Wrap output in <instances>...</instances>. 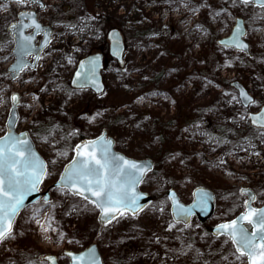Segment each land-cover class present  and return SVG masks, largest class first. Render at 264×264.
<instances>
[{
    "label": "rangeland",
    "instance_id": "374dc122",
    "mask_svg": "<svg viewBox=\"0 0 264 264\" xmlns=\"http://www.w3.org/2000/svg\"><path fill=\"white\" fill-rule=\"evenodd\" d=\"M45 1L46 6L39 12L38 18L55 30L53 43L44 51L36 68H25L13 80L8 69L15 61V42L8 27L18 20L22 10L37 9L30 3L8 2L2 5L0 0V137L6 130L11 96L15 93L20 95L18 130L29 131L38 151L48 154L54 151L60 132L69 125L75 126V115L87 105L78 118V125L89 133H96L95 126L99 120L124 115L119 124L109 128V135L121 148L129 145L131 149L140 148L141 151L148 146H156V150L163 148L167 154L164 155L166 165H162L165 167L158 165V171H163L160 181L165 187L173 183L178 193L181 190L185 203L191 202L195 187L211 188L216 181L223 183L228 190L218 199L222 209L228 210L234 199L238 198V201L230 216L224 217L225 213H222L223 217H219L218 222L230 220L245 210L248 199L245 190L250 189L255 194L256 204L264 203V137L260 136L262 130L247 127L250 112L264 105V63L247 65L243 60L244 53L219 44L220 39L231 33L236 18L242 17L247 23L246 40L254 56L264 49V13L254 17L255 6H233L232 0ZM193 8L199 11H193ZM217 12L220 15H215ZM113 28L121 31L127 46L123 66L110 56L108 33ZM173 41H176L177 50L184 49L180 57L177 54H173L175 58L168 56L172 53L169 48ZM94 53L104 54L103 77L107 89L91 100L92 92L75 90L71 86V77L78 61ZM179 58L187 62L186 88L182 86L185 84L184 75L176 68ZM253 60L258 61L255 57ZM226 63L230 66H225ZM162 64L166 74L160 85L164 88L157 89L158 85L153 83L145 86ZM194 72L203 79L197 81L201 89L197 99L186 106V110L180 108V104L174 110L169 100H174V96L175 99L182 97V92L187 94L191 84L195 83V78H192ZM175 75H181L177 90L170 84ZM224 79L243 83L253 95L255 105L244 108L237 91L221 85ZM157 92H165L171 97L169 100L156 98L157 94L152 93ZM142 95H145L144 98ZM152 107L161 109V116L168 120L177 112L174 122L167 127L157 124L152 128L149 123L140 126L139 122H148L150 118L140 120L136 115L146 114ZM196 107L203 109L204 113L196 123H187L192 109ZM212 120L227 121L235 130H246V137L239 141H235V137L227 138L220 144L215 143L204 124ZM45 126L48 127L44 129ZM146 130L161 139L146 136ZM174 148H186L189 156L180 160L179 156L175 160L177 164L170 162ZM164 159L159 162L163 163ZM48 185L44 183L42 191ZM168 204L161 200L148 212L132 218L126 215L118 221L102 225L97 220L98 211L83 207L70 193L58 189L51 194L49 202L40 200L20 214L12 236L0 244V264H37V258L29 253L24 256L26 247H29L26 241H32L40 249V254L59 255L66 250H79L80 247L74 243L82 248L97 243L101 249L108 250L111 264H182V254L173 250L168 242L174 237L191 233L196 235L199 247H203L207 238L204 239L198 219H193L190 227L182 229L184 224L177 223L168 231L169 224L174 223L171 213L167 212ZM49 218L51 229H48ZM218 222L212 220L209 226ZM135 236H144L137 260L115 254ZM220 237L215 242L217 247L225 244V237ZM187 253L186 258L189 256ZM63 262L67 264L68 259L63 258ZM206 263L216 264L197 262ZM246 263L245 257L237 259L233 255H226L220 261V264Z\"/></svg>",
    "mask_w": 264,
    "mask_h": 264
},
{
    "label": "snow or ice",
    "instance_id": "6c2138e0",
    "mask_svg": "<svg viewBox=\"0 0 264 264\" xmlns=\"http://www.w3.org/2000/svg\"><path fill=\"white\" fill-rule=\"evenodd\" d=\"M16 2L26 5L27 0H16ZM238 4L245 8L257 6L264 9V0H232L233 6H238ZM192 10L199 11L198 8ZM215 15H220V13L217 12ZM31 26L35 29L36 34H40L42 31L34 17H32ZM241 35H243L242 29L238 27L232 40L226 42L224 47L231 46L239 51H246L248 46L240 42ZM50 36L51 33L45 32L43 47L50 43L48 39ZM24 39L30 43L33 37H24ZM29 54L31 53L29 52ZM40 58L37 55L36 59ZM225 66L230 65L226 63ZM25 67L30 66L21 62L14 71H23ZM83 67L84 65H81V68ZM79 76L80 73H77L78 80ZM94 77L95 71L93 69L85 81L80 82L78 86L84 87L90 80L98 90H102ZM241 96L248 103H253L245 93L241 92ZM11 100L15 105L19 98L13 95ZM251 120L258 129L264 130V113L253 116ZM260 136L264 137V131H260ZM110 147L111 141L105 140L104 137L77 146L75 149L76 158L70 166L65 168L57 185L59 189H67L72 195L79 196L93 204L96 209H99L102 221L109 224L114 220L118 221L119 218L125 217L129 213L134 217L142 210L143 206L138 203L140 196L134 192V189L150 167L126 160L124 157L115 156L110 153ZM58 155H63V153ZM47 175L46 165L32 152L28 141L13 136L9 131L8 136L0 141V243L12 236L14 218L19 210L24 207L25 198L31 192L38 190L39 184ZM207 198V193H205L201 202L206 203ZM172 199L174 223L169 224L168 231H171L177 223L181 222L185 224V227H190L187 221L192 214V209H185L180 206L175 201L174 194ZM250 199L254 200L255 197L252 196ZM47 202L45 199V203ZM246 207L247 211L244 215L237 220L219 225L216 232L218 235L228 237L235 245L236 253H238L237 259L247 257V264H264V211H257L248 205ZM175 209L179 211H175ZM160 211L163 212V208ZM245 220L252 226L251 233L242 226V222ZM48 229H51V218H49ZM68 255L72 254L68 253ZM47 259L52 260L55 264L53 258L48 257ZM73 259L83 261L85 257H73ZM89 264H100L95 257L94 250L90 255Z\"/></svg>",
    "mask_w": 264,
    "mask_h": 264
},
{
    "label": "trees",
    "instance_id": "16d2710c",
    "mask_svg": "<svg viewBox=\"0 0 264 264\" xmlns=\"http://www.w3.org/2000/svg\"><path fill=\"white\" fill-rule=\"evenodd\" d=\"M260 12L264 13V9L254 7V14H253L254 17ZM109 18H112V16ZM248 23H250L249 20H248ZM145 32H148V31H145ZM169 49L172 51V53H168V56H171V58H175L173 54H177L180 57L182 55V52L184 51V49L182 50V47L180 50L176 49V41H173L171 43ZM252 55L253 54H252L251 49H250V54L243 55V60L245 64L256 65L261 62L264 63V49H262L261 51H258L254 56ZM253 57H255V59L258 61L253 60ZM186 65H187V62L183 61L180 58L176 61V68L178 69V71H181L184 75L183 79L185 81V84L182 86H185V88H186ZM165 74H166V69H165L164 64H162L161 66L157 68V72L150 76L151 81L149 83H146L145 86L149 85L150 83H153V84L158 85L157 89H163L164 85H160V84L164 82ZM195 74H196L195 72L192 73V75H194L192 76V78H195L194 79L195 83L191 84L190 89L188 90L187 94L182 92L181 93L182 97L179 96L177 99H175V96H174V102L175 104L177 103L175 107H177V109H178V105L180 104V108L186 110V106L192 105L197 99V96L201 91V89L198 88L197 81H200V80L203 81V79H201L200 77H198V75H195ZM180 78H181V75H175L173 79L170 81V84H172L174 88H176L174 90H177L179 88L178 80ZM221 85L228 86L229 89L230 88L233 89L232 83L230 82L229 79L228 80L224 79L223 81H221ZM143 90H144V87L141 89V91ZM173 94L175 95L176 93H173ZM89 98L91 100H94L96 96L92 94L90 95ZM86 108H87V105L83 107V109H81L75 115L74 120H73L75 126L69 125L67 126V128H65L63 132H60V139L56 143L55 145L56 147L52 153L48 154L47 152L40 151V153L46 159L47 164H48V169H47L48 175L45 177L46 184H52L54 181L57 180L64 165L72 158L74 147L78 142L84 139H87V138L95 137L99 135L100 133H102L103 131L109 132V128L111 126L115 124H119L125 118L124 115H120L117 117L110 116V117H106L105 119L99 120L95 126L96 133L91 134L88 131H86L83 127H80V125H78V122H79L78 118L80 114L85 112ZM203 113H204L203 109H199L198 107L193 108L191 115H189V122L187 123H193V122L196 123L201 118ZM176 114L177 112L175 113L173 117H170L169 119L170 121L167 120L166 123H164V117L161 116V111H156L154 109L148 110L146 114L142 113L136 116H138L137 118L140 120H143L145 118V121H147L150 118V121L148 122H143V121L139 122L140 126H143L149 123L148 124L149 126H151L152 128H155V125L157 124L165 125L166 127L169 124H172L174 122L173 119L177 116ZM158 120L160 121L158 122ZM204 124L207 128V131L212 141L214 140L217 141V142L214 141L215 143L220 144L221 142H224L227 138L231 139L235 137V141H239L243 139L244 137H246L245 135L246 130H243V131L235 130L233 129L231 125L227 123V121L217 122V121L212 120V121L205 122ZM47 127L48 126H45L44 129H46ZM247 127L250 129V127H253V126L249 124ZM146 131H147L146 136L151 135V138L153 136H157L154 132H148V130ZM162 131L165 132V129H162ZM157 137L161 139L160 136H157ZM116 148L118 150L123 151V149L119 146L118 143H116ZM131 148H132L131 145H129V149H128L129 152L126 153L129 156L134 157V158H152L154 159L155 164H156L154 170L150 174H148V176L146 177L145 181L142 183V186H141L142 189H144L145 191H148L154 196L153 203L145 211L148 212L149 210L154 209L156 204L159 203V201L161 200L167 202L168 204L167 192L170 189L175 188V187L173 183L170 185V187H165V185L162 184V181H160L163 171L161 170L158 171V165L159 166L166 165L165 163L166 159H164V155L166 156L167 152L163 148L156 150V146L155 148H153L152 146H148L146 150L144 151H141L140 148L138 149H135V148L131 149ZM59 153H63V155H58ZM186 153H187L186 148L185 149H180V148L175 149V152H172L173 156L170 162L175 163V160H177L179 156H180L179 160L185 159L186 155L189 156ZM160 159L162 160L164 159V162H163L164 164L159 162ZM53 161H55V163H53ZM164 167L165 166H162V168ZM213 186L214 187H211V188L217 197V209L212 219L207 224L202 225V228L204 231L203 233L204 239L207 238L206 245L203 247H199L197 239H196V235L194 236L191 233L187 235L182 234L178 237H174L173 240L168 242L169 246L170 247L172 246L173 250H177L178 252L182 254V257H181L182 264H195V263L197 264L198 260L199 261H210V262H215L216 264H220V261H223L226 255H233L235 257L238 256V253H236V250L232 242L226 237L223 238V240H225V244L223 245V247H217L215 242L220 240L221 237H214L210 230L211 226H209L212 220L213 221L215 220L216 222H218L219 217H223L221 216L222 213H225L224 217H229L230 214L237 207L238 198L236 200L234 199V202H232V204L230 205V209L228 210L225 209L224 211L222 209V203L221 201L220 203H218V199H221L224 196L223 194L224 192H227L228 188L223 183H219L217 181L213 184ZM57 190L58 189L52 190L51 194H54L55 191ZM179 193L181 197L182 191L180 190ZM235 193H237V191H235ZM72 198L75 199L77 202H79L83 207L88 208L95 212L97 211L94 205L91 203H88L86 200H83L82 198H79V197H73V196ZM167 212L169 214L170 205L168 207ZM127 216L132 218V216L130 215H127ZM184 227L185 226H183L182 229H185ZM26 228L29 231L31 230L30 227H26ZM133 238L134 239H132L126 246H124L123 248H119L118 249L119 251L117 250L115 254L121 255L122 258L127 257L130 260H134V259L137 260L140 255L139 254L140 247L142 244H144V242H142L144 240V236L142 237L135 236ZM26 242H28L29 247H26V250L24 251V256L29 253L31 257L37 258V264H40L39 258L42 255L40 254L41 253L40 249L36 247L35 245H33L32 241H26ZM30 242L32 245H30ZM186 251H188L187 253L189 255L188 258H186ZM101 252H102L105 264H111L110 257L107 253L108 250L101 249ZM41 264H46V263H41Z\"/></svg>",
    "mask_w": 264,
    "mask_h": 264
},
{
    "label": "water",
    "instance_id": "95a60500",
    "mask_svg": "<svg viewBox=\"0 0 264 264\" xmlns=\"http://www.w3.org/2000/svg\"><path fill=\"white\" fill-rule=\"evenodd\" d=\"M4 1H8V0H4ZM32 1L36 2V0H32ZM38 2L40 3V0H38ZM32 17H34L36 23H38L41 26V29H42L40 34L43 35V40L40 42V44H37V36L40 35V34H36L35 29L31 26L32 25ZM13 25H15V27H13ZM238 27L240 29H242V32H243V35L240 36V42L243 43V44H246L248 46L246 51H239L236 48L231 47V46H229L227 48L228 49H234L236 51L249 54L250 53V44L246 40L247 28H246L245 20L242 17H237L236 18V22H235V25L233 26V28L231 30V33L229 34V36L220 39L219 40V44L224 47V44L226 42L231 41L233 36H234V33L236 32V29ZM9 30H10L11 35L14 37V42H15V46L13 48V54L15 56V61L13 62V64L9 68V72L11 73V77L14 80L22 72V71H14V69H17V66H18L19 63L22 62L23 64L28 65L31 68H35L36 67L37 62L40 60V59H36L37 55L41 56V54L43 53L45 48L48 47V45L50 44V43H48L46 47H43L44 42H45V32L51 33V36L48 37V39L51 42V37H52V32L53 31H52V28L50 26H45L38 20V13L36 11H24V12H21L19 14V21L14 22L10 26ZM30 30H32V32L28 33V31H30ZM24 37H33V39L29 43V41L24 39ZM108 38L110 40V55L112 57H114L116 60H118L121 65H123V63H124L123 57H124V53L126 51V45L124 43V38H123L121 32L118 29H111L109 31V33H108ZM29 52L31 54H29ZM30 56H34L33 62L30 61V59H29ZM81 65H84V67L81 68ZM25 68H27V67H25ZM93 69L95 71L94 79L96 80L97 84L99 85L100 89H102V90H98L96 85L93 84L90 80L87 81V83H86V85L84 87H79L78 86V84L80 82L85 81V78L90 75V73H91V71ZM103 69H104V56H103L102 53H96V54H92V55L86 56L83 59H81L80 62L78 63V65H77V67H76V69H75V71L73 73V76H72V79H71V84L74 86L75 89H78V90H80V89H90L96 95L103 94L105 92V89H106V86H105V83H104V80H103V76H102ZM77 73H80L79 80L77 79ZM232 85L236 88V90L238 92L239 99H240L242 105L245 108L250 107V105L252 103H248V101H246L244 99V97L241 96V92H243L252 101H254V98L249 93L247 88L241 82H238V81L233 82ZM13 95L17 96L19 98V100H18V102L15 105H13L12 100H11L12 106H11V108L9 110L8 118L6 120V125H5L6 126V132H5L4 135H2L0 137V141H3V139L6 136H8L9 131H11L12 135L15 136V137H18L20 139H26L28 141L30 147H31L32 152H34L36 154V156L41 161H43L44 164L46 165V171H47V162L44 159V157L40 154V152L37 150L36 145H35L32 137H31L30 133L28 131H19L18 130L19 122H20V112H19L20 96L17 93H15ZM261 113H264V106L261 108V110H259L257 112H254V113H251L250 114V119L253 116L260 115ZM251 123H252V120H251ZM101 137H104V139L107 140V141H111V147L109 149L111 154H113L115 156H119V157H124L126 160L133 161V162H136L138 164H145V165H149L150 166L149 170L142 177L141 182L138 183L135 186V189H134V192L140 196V199H139L138 203L143 206L142 210L139 211L136 215H138L142 211H144L153 202L154 197L151 194H149L148 192L143 191L141 189V185L144 182V180L147 177V175L154 169V162L152 160H150V159H135V158H131V157L125 155L124 153L116 150V148H115V139L113 137L109 136L106 131H104L102 134H100L97 137L85 139V140L81 141L80 143H78L75 146V148H74V154H73L72 159L68 163H66V165L64 166V168H63L59 178L56 180V182H54L52 185L47 187V189L45 191H40L41 186L43 185V183L45 181V178L43 179V182L41 184H39V186H38V190L31 192L25 198L24 207H22L19 210V213L15 216L12 228H14L15 222H16L18 216L22 213L23 210H25L29 206L37 203L41 198H43L44 200L45 199L48 200L49 199L50 190L58 188L57 185H58V183L60 181L61 175L65 171V168L70 166L72 164V161L76 158V151H75L76 147L79 146V145L86 144L87 142H90V141H96V140L100 139ZM97 155H98V158H99V153ZM65 190H67V189H65ZM67 191L71 194V192L69 190H67ZM205 193H207V197L208 198H207L206 203H202L201 202V198H202V196ZM173 194H174V197H175V201L178 202V204L180 206H182L185 209H189V208L192 209V214L188 217V221H187L188 224L194 218L198 219L200 223L204 224L209 219H211L213 217V215L215 213V210H216V195L210 188H207V187H204V186L196 187L192 191V201L190 203H184L181 200L178 192L175 189L169 190L167 195H168V198H169V201H170L171 216H172V218L174 220V217H173L174 207H173V199H172ZM77 197H79V196H77ZM246 205L250 206L251 208L256 209L257 211H264V204H262L259 207H254L252 205L251 201L247 200L245 206ZM175 211H179V210L175 209ZM246 211H247V207H246L244 212L239 213L236 217L232 218L231 220L224 221V222L216 224L215 226H213L211 228V233L215 237L224 236V235H218L217 234L216 229L218 228V226L221 225V224L229 223V222H231L233 220H237L240 216L244 215ZM98 222L100 224H102V225H108L109 224L106 221H102L101 216H100V212L98 214ZM181 224H184V223L181 222ZM242 226L249 233L252 232V226L246 220L242 222ZM234 247H235V245H234ZM93 250H94V253H95V257L100 262V264H105L103 256H102V253H101V251H100V249H99L97 244H91V245H89L88 247L84 248L83 250H81L79 252H75V251L67 252L66 255L69 258V263L68 264H89L90 255L93 252ZM68 253H71L72 255H68ZM80 256H84L85 259L83 261H77V260L73 259V257H77L78 258ZM48 257L53 258L54 261H55V264H61L54 255H48V256H46V259ZM47 261H48L49 264H53L52 260L47 259Z\"/></svg>",
    "mask_w": 264,
    "mask_h": 264
},
{
    "label": "flooded vegetation",
    "instance_id": "af4514ba",
    "mask_svg": "<svg viewBox=\"0 0 264 264\" xmlns=\"http://www.w3.org/2000/svg\"><path fill=\"white\" fill-rule=\"evenodd\" d=\"M8 2H9V0L8 1H4V0H2V5H7L8 4ZM34 1H32V0H27V3H30L32 6H35L36 7V11L38 12V14H39V12L46 6V4H45V0H40V3L38 2V0H36V2L35 3H33ZM44 4H43V3ZM65 8H67V9H69L70 7H65ZM35 10V9H34ZM18 21V20H17ZM17 21H15V22H17ZM13 23H11V25H12ZM10 25V26H11ZM9 28L10 27H8V31H9V34H10V36L12 37V38H14L12 35H11V33H10V30H9ZM32 32V30H30V31H28V33H31ZM40 36V37H39ZM38 37H39V40H41V37H42V34H40ZM103 54V53H102ZM104 55V54H103ZM104 60H105V57H104ZM125 64V62L123 63V65ZM122 65V66H123ZM253 105H255V101L252 103V105L251 106H253ZM261 104H259L258 106H260ZM250 106V107H251ZM263 106V105H262ZM262 106H260L259 107V109L260 108H262ZM258 109V110H259ZM258 110H255V111H258ZM164 120L165 121H167L168 119H166L165 117H164ZM254 128H256V129H258L257 128V126L256 125H253L252 123H250ZM260 130V129H259ZM262 131H264V130H262ZM246 195H247V197H248V199L247 200H250L251 201V203L254 205V206H258V204H256V196H255V194L254 193H252V191L251 190H249V191H246ZM252 196H254L255 197V199L254 200H252V199H250V197H252ZM246 200V201H247ZM245 201V202H246ZM246 204V203H245ZM48 255H54L57 259H58V261L61 263V264H65L64 262H63V258H67L68 259V257L65 255V254H63V253H60L59 255H56V254H53V253H46V254H43V255H41L40 256V258H39V261H40V264L41 263H46V264H49L48 263V261H47V259H46V256H48Z\"/></svg>",
    "mask_w": 264,
    "mask_h": 264
},
{
    "label": "bare ground",
    "instance_id": "6f19581e",
    "mask_svg": "<svg viewBox=\"0 0 264 264\" xmlns=\"http://www.w3.org/2000/svg\"><path fill=\"white\" fill-rule=\"evenodd\" d=\"M45 221V220H44ZM44 221H43V223H44Z\"/></svg>",
    "mask_w": 264,
    "mask_h": 264
}]
</instances>
